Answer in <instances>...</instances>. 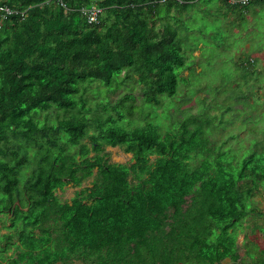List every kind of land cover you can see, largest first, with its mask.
I'll return each mask as SVG.
<instances>
[{
	"label": "trees",
	"instance_id": "16d2710c",
	"mask_svg": "<svg viewBox=\"0 0 264 264\" xmlns=\"http://www.w3.org/2000/svg\"><path fill=\"white\" fill-rule=\"evenodd\" d=\"M220 1L237 11L259 0ZM197 2L0 0L9 10L0 9V223L8 230L0 234V264H221L236 249L228 231L247 213L250 159L237 184L216 154L213 165L195 156L212 148L200 141L193 113L172 130L118 124L135 114L146 119L161 97L177 93L187 60L183 14ZM93 5L101 12L89 22L82 9ZM126 80L138 82L140 101L130 90L111 100ZM94 86L108 99L91 101ZM187 100L178 103L179 117ZM105 146L131 153L130 162L109 161ZM67 184L80 188L62 200L57 190ZM189 192L203 195L198 218L165 232L166 210L176 212ZM246 256L232 264H264V247Z\"/></svg>",
	"mask_w": 264,
	"mask_h": 264
},
{
	"label": "rangeland",
	"instance_id": "374dc122",
	"mask_svg": "<svg viewBox=\"0 0 264 264\" xmlns=\"http://www.w3.org/2000/svg\"><path fill=\"white\" fill-rule=\"evenodd\" d=\"M183 17L181 33L184 35L187 60L178 73L177 93L168 99L161 97V103L154 109L147 106L151 113L146 119L135 114L130 119L124 116L118 124L132 128L147 122L161 131L172 130L176 127L173 121L193 118V113L196 123L204 131L199 136L200 141L212 148L208 152L199 151L195 156L204 154L213 165L216 154L237 184L240 183L238 172L241 162L250 159L246 171L253 184V193L241 199L247 213L241 217L240 226L228 231V236L237 247L223 257L221 264L242 262L247 258V249L264 247V175L261 172L264 169V0L253 1L237 11L220 0H198L193 10L189 14L184 13ZM119 74L123 75L122 72ZM126 82L128 84L121 90L110 95L111 100L130 90L134 97L131 99L140 101L142 92L138 82ZM99 88L91 87V101L98 97L108 99L106 95L102 96L104 90L100 93ZM180 99L182 102H185L183 99L190 101L181 106L179 117ZM188 105L193 108L191 112L185 108ZM136 113H141L139 107ZM53 115L51 109L48 117ZM104 152L111 162L129 163L131 160V153L124 152L119 146H105ZM192 155L189 154V158ZM29 167L20 170V178L29 176ZM91 179V176L88 177L81 187L89 186ZM79 188L67 184L63 190H57V195L62 200H69ZM202 201L201 193L189 192L176 212L170 206L166 210L164 231L178 232L193 226ZM1 217L5 219L3 215ZM7 231L0 223V234ZM217 232H209L203 237L212 239ZM245 241L247 246H243ZM66 264L84 263L71 259ZM129 264H136V260H131ZM186 264H197L196 259L192 258ZM247 264H251L250 260Z\"/></svg>",
	"mask_w": 264,
	"mask_h": 264
},
{
	"label": "built area",
	"instance_id": "2783aa9c",
	"mask_svg": "<svg viewBox=\"0 0 264 264\" xmlns=\"http://www.w3.org/2000/svg\"><path fill=\"white\" fill-rule=\"evenodd\" d=\"M250 1L252 0H227L230 5H245L248 4ZM0 9H4L5 11L9 12L8 8L0 7ZM82 11L86 14L87 20L89 22H94L97 20L98 15L101 12V8L97 7L96 5H93L89 9L83 8Z\"/></svg>",
	"mask_w": 264,
	"mask_h": 264
}]
</instances>
